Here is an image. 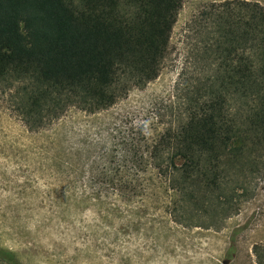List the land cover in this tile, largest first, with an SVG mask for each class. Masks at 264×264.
<instances>
[{
  "label": "rangeland",
  "instance_id": "rangeland-1",
  "mask_svg": "<svg viewBox=\"0 0 264 264\" xmlns=\"http://www.w3.org/2000/svg\"><path fill=\"white\" fill-rule=\"evenodd\" d=\"M221 1L183 0L159 76L109 108L71 106L31 127L16 109L23 83L0 86V248L19 264L264 260V158L231 209L214 202L211 214L156 167L169 156L155 157L160 136L203 78L200 14Z\"/></svg>",
  "mask_w": 264,
  "mask_h": 264
},
{
  "label": "trees",
  "instance_id": "trees-1",
  "mask_svg": "<svg viewBox=\"0 0 264 264\" xmlns=\"http://www.w3.org/2000/svg\"><path fill=\"white\" fill-rule=\"evenodd\" d=\"M183 0H0V86L43 126L71 106L95 113L156 79ZM203 78L156 144L162 175L199 209L230 207L264 158V5L212 2L200 14ZM159 154V155H158ZM184 194V195H185ZM236 195V196H235ZM2 264H19L0 248ZM264 264V260H259Z\"/></svg>",
  "mask_w": 264,
  "mask_h": 264
}]
</instances>
